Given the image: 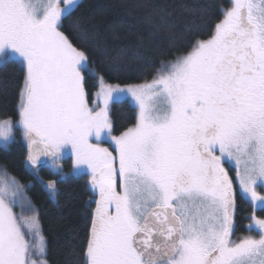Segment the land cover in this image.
I'll return each mask as SVG.
<instances>
[{
	"label": "snow or ice",
	"instance_id": "obj_1",
	"mask_svg": "<svg viewBox=\"0 0 264 264\" xmlns=\"http://www.w3.org/2000/svg\"><path fill=\"white\" fill-rule=\"evenodd\" d=\"M79 6L0 0V69L16 66L21 81L0 145L21 132L25 168L52 199L70 158L95 204L86 243L65 264H264V0H229L211 34L162 61L150 82L120 87L99 76L95 104L84 76L95 69L74 43L87 30L64 26ZM209 10L188 9L201 19ZM128 95L135 123L113 135L109 103ZM43 167L57 179L44 183ZM29 186L0 166V264H48ZM238 191L251 213L248 234L233 239ZM17 205L33 215L18 217Z\"/></svg>",
	"mask_w": 264,
	"mask_h": 264
},
{
	"label": "trees",
	"instance_id": "obj_2",
	"mask_svg": "<svg viewBox=\"0 0 264 264\" xmlns=\"http://www.w3.org/2000/svg\"><path fill=\"white\" fill-rule=\"evenodd\" d=\"M229 0H82L76 11L64 20L66 33L73 21L78 20L87 30L85 43L74 40L86 49L90 69L84 73L86 89L93 103L99 89V76L111 85H135L150 82L162 61H170L185 52L196 38H207L221 10ZM210 6L207 15L194 18L188 9ZM70 34V33H69ZM114 63L119 71H108ZM20 72L16 66L0 69V118L16 119V105L20 88ZM137 108L130 100L115 101L109 118L113 133L119 135L133 126ZM15 142L5 148L0 145V166L26 188L28 198L39 220L41 234L46 241L48 264H65L70 249H81L86 243L89 213L95 204H89L92 195L87 186L88 177L66 178L57 184L54 199L41 183L34 180L25 168L27 148L19 130L14 132ZM72 164L64 167V173ZM44 183L57 179L49 171H40ZM87 206V207H86ZM16 215L18 209L15 207ZM251 205L237 192L236 231L233 239L248 234ZM31 216L33 212L29 211ZM264 217V212L257 210ZM19 217V216H18ZM36 258V257H34ZM38 259V258H37Z\"/></svg>",
	"mask_w": 264,
	"mask_h": 264
},
{
	"label": "rangeland",
	"instance_id": "obj_3",
	"mask_svg": "<svg viewBox=\"0 0 264 264\" xmlns=\"http://www.w3.org/2000/svg\"><path fill=\"white\" fill-rule=\"evenodd\" d=\"M81 1H82V0H80V2H81ZM78 47H79V46H78ZM142 84H143V83H142ZM136 85H140V84H135V85H123V86L118 85V86H120V87H129V86H136ZM99 87H100V85H99ZM98 91H99V89H98ZM98 91H97V92H98ZM97 92H96V93H97ZM124 99L130 100V101L132 102V104L136 107V105H135V103H134V101L132 100V98H131L130 95H128L127 97H121V98L118 99L117 101H121V100H124ZM97 100H98V98H97V96H96V94H95V97H94V100H93V104H95V103L97 102ZM114 102H115V101H114ZM112 104H113V102H110V103H109V115H110V112H111ZM100 106H101V107L103 106L102 101H100ZM136 108H137V107H136ZM137 110H138V109H137ZM113 135H115V134L113 133ZM103 146H104V147H108L109 150H112V148H113V146H112L111 144H104ZM225 167L229 169L230 175H234V169H233L230 165L226 164ZM65 175H66V178L79 177V176L74 175L72 170H71L70 172H68V173H65ZM81 176H82V175H81ZM15 207L18 209L17 212H18V214H19V215H18L19 217H20V216H23V217H25V218L30 217V215L28 214L29 211H28L27 209H25V208H23V207L17 205V206H14V208H13V211H14L15 213H16V210H14ZM32 215H33V214H32ZM32 215H31V216H32ZM252 234L255 235L256 233L253 232ZM36 258L39 259L40 257H36Z\"/></svg>",
	"mask_w": 264,
	"mask_h": 264
},
{
	"label": "flooded vegetation",
	"instance_id": "obj_4",
	"mask_svg": "<svg viewBox=\"0 0 264 264\" xmlns=\"http://www.w3.org/2000/svg\"><path fill=\"white\" fill-rule=\"evenodd\" d=\"M69 163L72 164V161H71V159L68 158V157H65V158L61 161V164H62L63 170H64V167H65L67 164H69ZM42 170L49 171V169H48L47 167H43V168L41 169V171H42Z\"/></svg>",
	"mask_w": 264,
	"mask_h": 264
}]
</instances>
